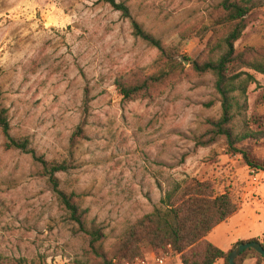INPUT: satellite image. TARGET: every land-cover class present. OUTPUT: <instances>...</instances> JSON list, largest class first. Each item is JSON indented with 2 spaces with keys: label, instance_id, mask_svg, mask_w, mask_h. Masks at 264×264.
Masks as SVG:
<instances>
[{
  "label": "rangeland",
  "instance_id": "374dc122",
  "mask_svg": "<svg viewBox=\"0 0 264 264\" xmlns=\"http://www.w3.org/2000/svg\"><path fill=\"white\" fill-rule=\"evenodd\" d=\"M117 1L145 31L177 46L189 70L154 98L127 103L114 85L133 69L155 72L158 57L120 12L98 0H0V103L11 135L28 138L32 151L6 150L0 131L2 256L29 264H91L86 237L40 176L34 156L69 165L57 175L59 188L81 195L89 217L105 228L108 250L160 207L175 183L191 179L212 182L242 205L209 233V242L228 252L236 238L264 234V140L242 141L243 155L223 140L198 148L194 142L200 125L222 112L214 76L189 69L210 39V14L222 0ZM194 26L198 30L181 40ZM235 47L264 48V12L256 13ZM243 70L256 81L245 96L236 94L238 135L264 125V75ZM81 124L86 136L73 143ZM141 249L144 255L152 248L143 243Z\"/></svg>",
  "mask_w": 264,
  "mask_h": 264
},
{
  "label": "trees",
  "instance_id": "16d2710c",
  "mask_svg": "<svg viewBox=\"0 0 264 264\" xmlns=\"http://www.w3.org/2000/svg\"><path fill=\"white\" fill-rule=\"evenodd\" d=\"M120 12L129 19L133 35L158 51L155 62L156 71L147 74L143 69H133L118 76L114 85L124 102L154 98L171 84L185 78L188 71L178 60L177 46H167L133 18L131 10L124 2L117 0H98ZM264 0H222L210 14L211 36L199 58L191 63L190 71L196 75L212 74L215 89L220 96L221 116L208 118L200 125L194 135L195 146L206 147L225 141L232 153L243 155L237 147L247 139L264 140V125L257 131L236 134V109L239 101L236 94L245 96L255 77L244 71L248 69L264 75V48L246 47L237 51L235 45L241 39L256 13L264 12ZM194 26L185 31L181 40H186L198 30ZM0 88V98H1ZM90 90L85 88L84 114L87 115L91 101ZM264 103H262L263 105ZM0 131L4 136L6 150H19L32 153L28 138H15L10 133L8 110L0 103ZM85 131L81 124L72 137L84 139ZM38 163L39 174L45 178L57 197L60 207L69 221L86 237L85 256L91 264H124L136 257H142L141 245L146 243L160 256L168 248L179 255L182 264H229V252H224L207 240V236L220 224L237 214L242 205L229 193L219 194L210 181L191 179L175 183L160 201L161 206L143 216L124 231L111 249H106V231L96 219L89 217L83 208L81 195L66 192L59 188V173L67 172V163H49L34 156ZM246 158V157H245ZM247 159V158H246ZM251 166L252 163H250ZM248 242L260 243L264 248V234L261 239ZM255 258L256 264H264V257L253 249L244 251L236 260L243 264L247 258ZM0 264H29L24 258H10L0 255Z\"/></svg>",
  "mask_w": 264,
  "mask_h": 264
},
{
  "label": "built area",
  "instance_id": "2783aa9c",
  "mask_svg": "<svg viewBox=\"0 0 264 264\" xmlns=\"http://www.w3.org/2000/svg\"><path fill=\"white\" fill-rule=\"evenodd\" d=\"M254 182H257V178H253ZM169 251L163 255H156L154 252L151 254H144L142 257H136L131 261H127L124 264H167L170 257L175 254L168 248Z\"/></svg>",
  "mask_w": 264,
  "mask_h": 264
},
{
  "label": "water",
  "instance_id": "95a60500",
  "mask_svg": "<svg viewBox=\"0 0 264 264\" xmlns=\"http://www.w3.org/2000/svg\"><path fill=\"white\" fill-rule=\"evenodd\" d=\"M183 61V60H181ZM185 65H188V61H184ZM253 249L260 255L264 257V248L260 243L257 242H247L238 244L229 255V264H236L237 258L246 250Z\"/></svg>",
  "mask_w": 264,
  "mask_h": 264
},
{
  "label": "crops",
  "instance_id": "0c3cea01",
  "mask_svg": "<svg viewBox=\"0 0 264 264\" xmlns=\"http://www.w3.org/2000/svg\"><path fill=\"white\" fill-rule=\"evenodd\" d=\"M263 237V236H262ZM261 237V238H262ZM261 238H259V237H251V238H247V239H245V238H236L235 240H233V242H231V244L230 245H232L231 246V248H230V250L235 246V245H237L238 243H240V242H248V241H251L252 239H261ZM214 245V244H213ZM217 247V246H216ZM220 249V248H219ZM230 250H228V252L230 251ZM149 253H153V251H152V249H151V252H149ZM149 253H146V254H149ZM167 264H182L181 263V260H180V257H179V255H177V254H173L171 257H170V259L167 261ZM243 264H256V259L255 258H251V257H249V258H247L244 262H243Z\"/></svg>",
  "mask_w": 264,
  "mask_h": 264
}]
</instances>
